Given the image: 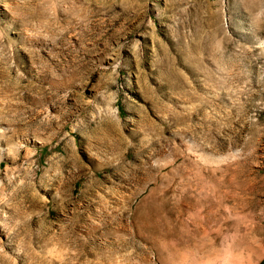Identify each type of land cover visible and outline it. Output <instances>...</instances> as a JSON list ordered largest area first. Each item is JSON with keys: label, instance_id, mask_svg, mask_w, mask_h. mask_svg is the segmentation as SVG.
I'll return each mask as SVG.
<instances>
[{"label": "rangeland", "instance_id": "1", "mask_svg": "<svg viewBox=\"0 0 264 264\" xmlns=\"http://www.w3.org/2000/svg\"><path fill=\"white\" fill-rule=\"evenodd\" d=\"M0 264H264V0H0Z\"/></svg>", "mask_w": 264, "mask_h": 264}]
</instances>
